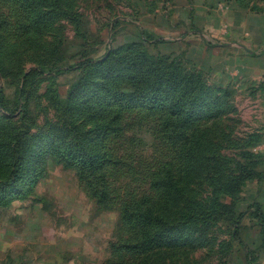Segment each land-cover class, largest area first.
I'll return each mask as SVG.
<instances>
[{"label": "rangeland", "instance_id": "1", "mask_svg": "<svg viewBox=\"0 0 264 264\" xmlns=\"http://www.w3.org/2000/svg\"><path fill=\"white\" fill-rule=\"evenodd\" d=\"M251 14L264 0H0V264H264V183L238 182L262 106L222 47ZM151 198L173 224L154 242L124 220Z\"/></svg>", "mask_w": 264, "mask_h": 264}, {"label": "crops", "instance_id": "2", "mask_svg": "<svg viewBox=\"0 0 264 264\" xmlns=\"http://www.w3.org/2000/svg\"><path fill=\"white\" fill-rule=\"evenodd\" d=\"M247 17L235 26L237 34H222L230 39L222 47L231 55L227 61L229 66L225 69L227 82H234L239 91L249 94L251 101L262 106L259 118L263 124L257 132L252 133L260 136V140L252 145L262 156L259 163L261 168L257 169L260 175L246 183L253 184L252 193L258 196L263 188L261 184L264 183V16L251 14Z\"/></svg>", "mask_w": 264, "mask_h": 264}, {"label": "trees", "instance_id": "3", "mask_svg": "<svg viewBox=\"0 0 264 264\" xmlns=\"http://www.w3.org/2000/svg\"><path fill=\"white\" fill-rule=\"evenodd\" d=\"M93 62L92 61H87V62H84L82 63L83 66H89V65H92ZM65 70H58L57 73H62L64 72ZM172 71V70H171ZM186 78V77H185ZM186 82H189L190 81V78L187 77ZM149 85L153 84L154 87H156L158 85V80H155V81H149L148 83ZM184 85V84H182ZM197 98L198 96L195 95V94H192L191 97H190V103L191 105L195 104L197 102ZM156 107V106H155ZM186 116H185V120H183V123L185 125H187V123L189 124H192V120H191V117H190V111L187 110V112L184 113ZM97 130H102V124H98L97 125ZM205 132L206 130H203L202 133H199V134H196L195 136V141L198 143V144H201V142L205 139ZM250 137V145H254L256 144L259 140H260V136L258 134H251L249 135ZM185 142H187V138L184 139ZM174 143H176V137H175V140L173 141ZM187 148H183L181 149L183 152H184V156L185 158H194L196 157V155H193L195 153L194 150L190 151V153L186 150ZM199 152V151H198ZM91 156V163H95L97 160L99 159H103V161H110L111 158L113 157V153H110V155L107 153L105 155L104 152H101V150H97L93 153L90 154ZM253 157H256V159H258V163H260V158L261 156L259 154H256L253 155ZM204 158L205 159H208L204 153H200L199 152V158L196 159V161L198 162H201L203 163L204 161ZM191 160V159H190ZM255 166V165H254ZM212 169L216 168V166L214 165H211ZM199 169L202 171V172H205V169L206 168H203V167H199ZM244 175L241 176L240 179H238V182L240 181V184H241V188L242 186L246 185V183L249 181V180H252L254 179L255 177H258L260 174L257 170H253V168H249V169H244ZM209 175H212L211 171L208 173ZM105 175H102L100 176V180H104L103 177ZM168 177H171L170 179L171 180H167V181H173L169 187H173L175 189L176 192H179L180 190L182 189H185L187 187V184L183 181V180H173V177H172V174L169 172L168 174ZM105 181V180H104ZM103 185H106V181L103 182V181H100ZM156 181L153 182V185H156ZM235 183L237 184V180H235ZM228 187H230V185H228ZM235 186H232V189L234 188ZM237 188V186H236ZM240 188V186H239ZM238 188V189H239ZM241 188H240V192H241ZM229 189V188H228ZM101 195L99 194H96L99 196L100 200L101 201H105L108 196H109V193L106 191V190H103L102 192H100ZM204 196L202 198H199L197 200V202L199 204H203V200H204ZM134 204L131 205V206H128L126 208V210L124 211L125 215H124V220H127V221H130L132 223H135V226H137V228L141 229L142 227V224L144 222V220H148L149 223H151L147 229L148 231V239H146L147 241H150V242H154V241H157L158 239H160L162 237V235L166 232H171L172 229H173V224L167 220V218L163 217L162 214H160L157 210L159 207H157V204L154 202V200H152L151 198V201L152 203L150 204V207L147 211V216H145V211H143V205L140 203V202H137L136 200H131ZM149 202V200H147ZM170 201H173L172 198H170ZM221 203V202H219ZM193 217V216H191ZM259 217V220L261 221L262 224H264V218L262 216H258ZM181 217H179L178 219H172V221H176V220H179ZM138 237V236H137ZM137 239V238H136Z\"/></svg>", "mask_w": 264, "mask_h": 264}]
</instances>
